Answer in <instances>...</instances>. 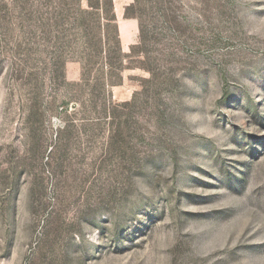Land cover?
<instances>
[{"label": "rangeland", "instance_id": "obj_1", "mask_svg": "<svg viewBox=\"0 0 264 264\" xmlns=\"http://www.w3.org/2000/svg\"><path fill=\"white\" fill-rule=\"evenodd\" d=\"M123 4L109 79L108 6L0 0V264H264V0Z\"/></svg>", "mask_w": 264, "mask_h": 264}, {"label": "trees", "instance_id": "obj_2", "mask_svg": "<svg viewBox=\"0 0 264 264\" xmlns=\"http://www.w3.org/2000/svg\"><path fill=\"white\" fill-rule=\"evenodd\" d=\"M94 6H99L100 9H102L103 6H108L110 15H109L107 21H108L109 27H112V29L115 33V37H116L114 45L112 47H108L106 52H105V54H107V61H108L107 67L109 68L108 73L110 76L109 79H111L112 77L118 76L117 72L118 73L122 72V69L124 68L122 63L124 62V60L131 58L130 54L133 53L134 49L136 48V45H130L129 54L123 53L122 48H121V41H120V37H119L118 22H117V19L115 16L114 6H113L112 0H87V10L80 9V12L82 14H87V13H89V10L96 9V7H94ZM127 11H128V8H125V10H124L125 18L128 17ZM138 34H139V39H142L143 38L142 36L144 34V29H143V26L140 24L139 21H138ZM111 56H115L116 58H118V60H114ZM142 69L147 71V73L151 77L154 76L151 69H148V68H142ZM85 70H86V66H83V75H84ZM120 83H121V80L113 82V83L111 82V84H109V85L110 86H116V85H120Z\"/></svg>", "mask_w": 264, "mask_h": 264}, {"label": "crops", "instance_id": "obj_3", "mask_svg": "<svg viewBox=\"0 0 264 264\" xmlns=\"http://www.w3.org/2000/svg\"><path fill=\"white\" fill-rule=\"evenodd\" d=\"M112 1H113V6H114V0H112ZM120 3L122 4V5H121V10H122L121 14H122V16H123V11H124L123 0H120ZM116 19H117V18H116ZM119 27H120V24L118 23V30H119ZM119 37H120V41H121V45H122V44H123V40H122L120 34H119Z\"/></svg>", "mask_w": 264, "mask_h": 264}]
</instances>
